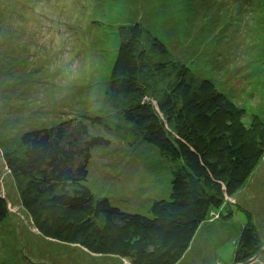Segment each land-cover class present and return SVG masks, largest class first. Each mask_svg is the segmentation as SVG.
Masks as SVG:
<instances>
[{"label":"rangeland","instance_id":"obj_1","mask_svg":"<svg viewBox=\"0 0 264 264\" xmlns=\"http://www.w3.org/2000/svg\"><path fill=\"white\" fill-rule=\"evenodd\" d=\"M135 21L244 108L246 128L260 120L255 128L264 132V0H0V140L71 117L108 115L101 110L118 26ZM89 129L108 140L91 151L87 165L86 184L95 196L143 214L153 200L168 198L171 161L121 131ZM1 174L2 193L12 196L11 177L5 169ZM235 198L223 215L207 218L199 229L202 247L179 264H233L245 211L264 240V149ZM9 209L19 218L26 215L17 201ZM18 223L0 230V264L12 256L24 264L80 260L65 258L66 250L80 253L78 247ZM250 264H264V252Z\"/></svg>","mask_w":264,"mask_h":264},{"label":"trees","instance_id":"obj_2","mask_svg":"<svg viewBox=\"0 0 264 264\" xmlns=\"http://www.w3.org/2000/svg\"><path fill=\"white\" fill-rule=\"evenodd\" d=\"M118 36L101 110L108 115L71 117L0 140V175L5 169L14 191L2 193L0 177V230L20 221L43 237L78 247L80 253L65 255L80 259L77 264H179L202 247L204 228L199 229L207 218L237 203L235 193L262 155L264 132L255 128L260 120L250 132L244 108L175 57L140 21L119 25ZM88 124L121 131L171 161L168 198L153 200L143 214L95 196L86 184L87 165L91 151L108 140ZM15 201L26 213L22 218L9 209ZM245 214L233 264L264 244ZM5 261L24 264L13 256Z\"/></svg>","mask_w":264,"mask_h":264},{"label":"water","instance_id":"obj_3","mask_svg":"<svg viewBox=\"0 0 264 264\" xmlns=\"http://www.w3.org/2000/svg\"><path fill=\"white\" fill-rule=\"evenodd\" d=\"M263 252H264V244L260 247L259 251L256 254H254V256H252L251 258H249L246 261L241 262L239 264H250L256 258H258Z\"/></svg>","mask_w":264,"mask_h":264}]
</instances>
